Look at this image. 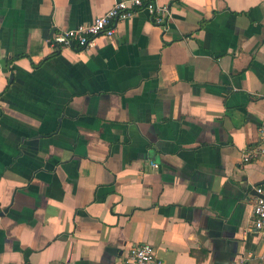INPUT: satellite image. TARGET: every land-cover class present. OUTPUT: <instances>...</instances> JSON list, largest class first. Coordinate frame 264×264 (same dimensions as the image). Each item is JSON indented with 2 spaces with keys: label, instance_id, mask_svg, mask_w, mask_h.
I'll list each match as a JSON object with an SVG mask.
<instances>
[{
  "label": "crops",
  "instance_id": "0c3cea01",
  "mask_svg": "<svg viewBox=\"0 0 264 264\" xmlns=\"http://www.w3.org/2000/svg\"><path fill=\"white\" fill-rule=\"evenodd\" d=\"M118 0H0V264H264V0H153L93 48L51 50Z\"/></svg>",
  "mask_w": 264,
  "mask_h": 264
},
{
  "label": "built area",
  "instance_id": "2783aa9c",
  "mask_svg": "<svg viewBox=\"0 0 264 264\" xmlns=\"http://www.w3.org/2000/svg\"><path fill=\"white\" fill-rule=\"evenodd\" d=\"M175 1V0H173ZM145 12L156 26L165 27L171 17L170 4L159 5L153 0H118L104 14L91 22L72 29L54 31L48 38L51 50L93 48L99 36L112 37L116 24L134 17L138 12ZM264 155V126L258 128V137L247 147L243 161L256 160ZM257 197L252 208V227L264 240V187L255 188ZM121 264H164L156 258L154 249L147 243L132 246ZM236 264H250L247 258H241Z\"/></svg>",
  "mask_w": 264,
  "mask_h": 264
},
{
  "label": "trees",
  "instance_id": "16d2710c",
  "mask_svg": "<svg viewBox=\"0 0 264 264\" xmlns=\"http://www.w3.org/2000/svg\"><path fill=\"white\" fill-rule=\"evenodd\" d=\"M58 52H55V53H53V54H57Z\"/></svg>",
  "mask_w": 264,
  "mask_h": 264
}]
</instances>
